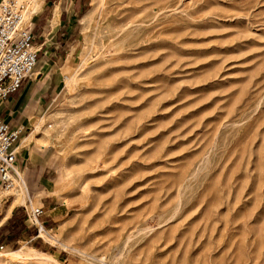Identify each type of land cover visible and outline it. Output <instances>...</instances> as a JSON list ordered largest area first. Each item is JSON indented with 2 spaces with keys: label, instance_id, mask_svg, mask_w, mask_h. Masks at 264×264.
Masks as SVG:
<instances>
[{
  "label": "rangeland",
  "instance_id": "374dc122",
  "mask_svg": "<svg viewBox=\"0 0 264 264\" xmlns=\"http://www.w3.org/2000/svg\"><path fill=\"white\" fill-rule=\"evenodd\" d=\"M75 18L56 40L34 28L28 85L60 83L21 136L46 140L47 181L0 228V264H264V0H87Z\"/></svg>",
  "mask_w": 264,
  "mask_h": 264
},
{
  "label": "crops",
  "instance_id": "0c3cea01",
  "mask_svg": "<svg viewBox=\"0 0 264 264\" xmlns=\"http://www.w3.org/2000/svg\"><path fill=\"white\" fill-rule=\"evenodd\" d=\"M86 3L87 0H42L38 5L39 7L37 12H34L35 14L31 17L34 28L37 25L40 28H45L47 30V35H51L50 39L55 38L56 40L60 37V35L69 36V34L75 29L73 26V22L74 20H76L75 17H79ZM34 18L35 23L33 22ZM36 48L39 49V53H48V46L46 45V42L41 43L40 46H36ZM45 64L49 68L53 67L47 62ZM54 73L55 71L50 74L44 91L38 89L37 86L33 87V85H28L30 84V81H33L31 78L27 80L18 92L10 95L8 100L0 106V120L7 123L12 130L16 129L19 126L25 127L24 120L26 119L27 113L30 111L29 109L31 103L35 100L37 95H39V101L43 102L42 98L45 94H47L48 90L50 88L56 89L59 85L60 80L56 81L55 75H53ZM36 84L42 85L43 79L36 80ZM24 134L26 135L21 136L20 139L15 143V148L17 152L18 163L24 170V188L25 193H27L29 199V195L32 193H28V187L33 177H36L38 175V181L40 179L44 180L45 182L47 181L44 176L46 164L44 163L43 159V154L47 150L43 151L46 142L40 143L43 139H37V134L35 132L31 131L30 134L28 132H25ZM31 144H34L35 148L33 146H30ZM55 181L56 180L47 183L48 188L46 191L34 194L33 198L35 199V201L38 200V202L40 203L43 197L52 194L51 192L53 190ZM11 196L13 197V200L7 207L4 217L0 220V228H2L3 224L5 223L6 226L15 224L14 218L16 216V213H18L17 209L22 205H25L26 200L22 202L20 201L18 203L16 202L13 194ZM9 220L10 222H8Z\"/></svg>",
  "mask_w": 264,
  "mask_h": 264
},
{
  "label": "built area",
  "instance_id": "2783aa9c",
  "mask_svg": "<svg viewBox=\"0 0 264 264\" xmlns=\"http://www.w3.org/2000/svg\"><path fill=\"white\" fill-rule=\"evenodd\" d=\"M32 18L26 19L23 7L8 0L0 4V106L18 92L31 78L38 61ZM24 127L11 129L0 120V189L11 191L17 184L25 185L23 168L19 165L15 143ZM30 203V202H29ZM42 206L32 209L33 222ZM29 217V215H28ZM42 227V225H40Z\"/></svg>",
  "mask_w": 264,
  "mask_h": 264
},
{
  "label": "bare ground",
  "instance_id": "6f19581e",
  "mask_svg": "<svg viewBox=\"0 0 264 264\" xmlns=\"http://www.w3.org/2000/svg\"><path fill=\"white\" fill-rule=\"evenodd\" d=\"M7 1L8 0H6L5 2H7ZM14 1H15V3L17 5L23 7V12L26 15L25 18L26 17H31L34 14V12L36 10V7H37L36 3L31 5V3L30 4L29 3H24L25 1L23 2L22 0H14ZM32 75H31V77H32ZM41 139H43V138H41ZM45 141L41 140L40 143H45ZM24 187H25V185H23V184H17L16 187L13 190L9 191V192H12L13 196L15 197L16 202H18V203L20 202V200H21V202L23 201L22 197H24V196L26 197V193H25ZM6 193H8V192H6ZM40 233L46 239H49L50 236H48L43 230H41ZM12 255H18L20 258H25V259H30V260H34L37 257H41V258L43 257L47 262H49V264H59L51 256H48V255L43 254V253H40V254H38L36 252L27 253L25 251H21L20 250V251H17V252H12ZM0 256H4V254H0ZM14 257H16V256H14Z\"/></svg>",
  "mask_w": 264,
  "mask_h": 264
},
{
  "label": "trees",
  "instance_id": "16d2710c",
  "mask_svg": "<svg viewBox=\"0 0 264 264\" xmlns=\"http://www.w3.org/2000/svg\"><path fill=\"white\" fill-rule=\"evenodd\" d=\"M8 222H10V220Z\"/></svg>",
  "mask_w": 264,
  "mask_h": 264
}]
</instances>
